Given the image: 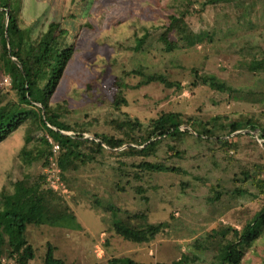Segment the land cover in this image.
Wrapping results in <instances>:
<instances>
[{
  "label": "rangeland",
  "instance_id": "rangeland-1",
  "mask_svg": "<svg viewBox=\"0 0 264 264\" xmlns=\"http://www.w3.org/2000/svg\"><path fill=\"white\" fill-rule=\"evenodd\" d=\"M13 1L15 6L19 1L18 24L32 42L52 23L66 31L72 57L50 104L63 109V122L81 126L85 138L113 133L110 119L128 116L146 125L166 112L180 113L184 120L191 119L210 129L215 127L216 117L219 124L246 118L257 122L255 131L230 135L240 133L233 138L232 149L205 139L199 141L195 134L180 142L164 140L156 155L145 160L176 166L181 172L143 174L142 181L133 183L145 189L142 195L129 187L117 191L108 182L112 175L109 166L121 162L130 171L131 164L139 163L142 157L109 158L103 170L92 167L81 171L78 189L69 194L68 190L62 192L81 229L27 226L25 237L35 252L30 264H42L47 244L66 264H106L111 258L121 257L144 264H171L183 254L193 253L200 260L192 263L209 264L221 239L217 233L227 227L240 229L264 206V193L258 194L250 181H242L243 171L256 180L264 177V145L257 138L264 128V70L248 69L251 61L264 58L263 4L246 1L228 5L217 0ZM185 9L190 11L186 22L191 31L213 33V37L191 48L179 42L178 48L167 52L159 35L168 25L169 16ZM240 16L250 23L243 25ZM227 29L234 33L226 34ZM144 34L147 37L142 51L135 52L136 40ZM168 37L176 41L173 33ZM138 65L144 74L161 73L178 83L180 89L158 83L136 87L142 77L126 73ZM194 70L199 75L215 76L230 91L192 87ZM123 74L127 88L122 96L126 103L115 107V80ZM8 82L0 74V92L8 91ZM214 131L224 136L218 125ZM26 132L22 127L0 144V192L9 191L11 182L24 171L19 152L25 145ZM36 170L35 174L40 172L39 165ZM46 170L42 173L47 177L56 174ZM236 188L242 194H235ZM109 205L118 210L116 216L120 219L127 214L144 216L143 221L132 220L133 225L165 223L166 227L149 243L124 241L111 228V213L106 208ZM200 244L204 249L197 248ZM241 264H264V235L246 251Z\"/></svg>",
  "mask_w": 264,
  "mask_h": 264
},
{
  "label": "trees",
  "instance_id": "trees-1",
  "mask_svg": "<svg viewBox=\"0 0 264 264\" xmlns=\"http://www.w3.org/2000/svg\"><path fill=\"white\" fill-rule=\"evenodd\" d=\"M190 1V0H188ZM198 2V0H192ZM231 5H242L246 1H258L264 6V0H217ZM13 0H0V74L9 79V89L6 93L0 92V144L10 135L22 127H26L25 145L19 152L20 161L25 165L24 171L18 179L11 182L9 191L0 192V264L2 261L13 264H30L35 258L32 245L25 237L29 225L70 228L80 230L81 226L69 210L61 189L54 191L47 180V175L42 171L52 173L56 171L59 183L68 190V194L78 189V175L88 168L98 167L103 170L109 158L142 157L137 164H131L128 170L125 163L111 165L112 171L108 181L112 188L124 191L133 188L135 193L142 195V186H133L140 182L143 174L176 173L181 169L172 165L159 162H148L150 156L156 155L158 147L164 140L180 142L184 138L196 135L197 140H209L220 145L221 148L232 149L234 137L231 134L249 130L255 131L257 122L254 119L243 121H228L219 124L218 117L214 118L216 125L224 136L215 134L213 129L191 119L184 120L177 112L161 113L158 118L148 124H142L137 119L124 116L122 119H110L114 132L107 134H93V138H85L81 126L72 127L61 120L63 109L50 104L65 68L72 57V48L67 42L66 31L59 30L58 25L49 24L46 31L32 42L29 35L18 24L19 1L17 6ZM209 3H211L209 1ZM206 6V3L201 5ZM17 7V8H16ZM264 9V7H263ZM190 11L185 9L176 15L169 16L168 25L159 35V42L167 52L178 48V43L191 48L205 39L213 37V33L194 34L186 22ZM243 25L250 23L240 16ZM173 33L176 41L169 40ZM232 35V30H226ZM147 34L136 40L135 52L142 51V45ZM249 71L264 70V58L251 61ZM134 73L142 77L136 87L158 83L166 88L180 89L178 83L169 81L161 73L146 75L142 66H137L126 75ZM194 81L192 87L207 86L220 93L229 92L230 87L215 76L199 75L193 71ZM117 92L114 106L124 105L125 99L122 91L127 88L124 74L116 78ZM183 125L188 128L181 129ZM75 131V135L67 133ZM249 137L253 139L251 135ZM257 138L264 140V128L257 133ZM254 141V139H253ZM256 143V141H254ZM30 144V146H27ZM257 144V143H256ZM264 145V141L263 144ZM53 146H57L56 152ZM29 147V149L27 148ZM121 149V151H118ZM177 156L181 153L176 151ZM39 165L40 172L36 170ZM31 168L34 171L31 172ZM242 181H250L258 194L264 193V177L261 180L250 173L242 172ZM240 181V180H236ZM241 181V182H242ZM235 194H242L236 188ZM217 195V199H218ZM94 204L99 207L98 201ZM111 213V228L115 235L124 241L134 244H145L152 241L166 227L165 223L133 225L132 220L143 221L142 214H127L125 219L116 215L118 210L109 205L106 207ZM221 239L215 246L213 260L209 264H241L246 251L264 235V206L240 229L227 227L217 233ZM216 234V235H217ZM199 250L203 246H197ZM55 248L47 244L42 264H66L62 259L54 256ZM200 257L193 253L192 256L183 254L179 260L171 264H195ZM106 264H144L135 262L130 258H111ZM163 264V263H158Z\"/></svg>",
  "mask_w": 264,
  "mask_h": 264
},
{
  "label": "built area",
  "instance_id": "built-area-1",
  "mask_svg": "<svg viewBox=\"0 0 264 264\" xmlns=\"http://www.w3.org/2000/svg\"><path fill=\"white\" fill-rule=\"evenodd\" d=\"M262 142H263V140H262ZM56 150H57V146H53V151L56 152ZM47 180L49 182V186L54 191H57V190L61 189L62 192H64V191L67 192V190L59 183L58 176H56L55 174H53L52 176L47 177Z\"/></svg>",
  "mask_w": 264,
  "mask_h": 264
}]
</instances>
